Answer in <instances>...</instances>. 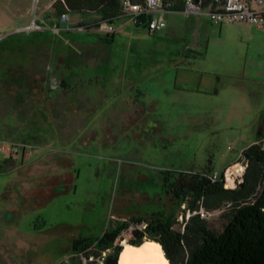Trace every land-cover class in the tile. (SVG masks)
Instances as JSON below:
<instances>
[{
	"label": "rangeland",
	"instance_id": "1",
	"mask_svg": "<svg viewBox=\"0 0 264 264\" xmlns=\"http://www.w3.org/2000/svg\"><path fill=\"white\" fill-rule=\"evenodd\" d=\"M44 1L0 0V130L12 119L7 131L24 138L29 160L38 161L27 190L17 185L19 172L0 174V264H63L74 238L96 239L117 219L157 211L183 229V207L162 188L164 170L211 165L220 174L233 160L232 171L246 169L243 150L255 143L264 149V26L168 13L169 24L173 16L192 17L195 27L151 34L121 19L110 44L107 32L82 27L98 22L91 12L69 14L77 28L33 46L28 41L40 32H21L15 21L32 20ZM165 63L178 68L153 85L150 76ZM69 172L66 191L46 189ZM223 213L204 217L215 232L227 222ZM134 225L116 244L134 239ZM90 251L92 260L72 263L114 257L113 249Z\"/></svg>",
	"mask_w": 264,
	"mask_h": 264
},
{
	"label": "trees",
	"instance_id": "2",
	"mask_svg": "<svg viewBox=\"0 0 264 264\" xmlns=\"http://www.w3.org/2000/svg\"><path fill=\"white\" fill-rule=\"evenodd\" d=\"M58 11L97 12L101 20L93 24H83L84 28H98L101 21L115 22L122 15L121 0H65ZM143 3L144 0H134ZM215 6L223 0H207ZM165 7L171 11H184L182 0H170ZM61 14V15H62ZM139 27L147 26L136 22ZM116 33H107L104 40L113 43ZM247 167L236 187L229 188L226 181V167L218 178L211 165L201 170L168 169L162 172V188L173 203L183 207V229L175 228L177 221L162 211L146 217L135 216L129 220L117 219L96 239L74 238L73 254L80 251L101 254L113 249L118 254L122 245L116 244L122 232L133 222L134 239L123 245L139 246L146 240L159 242L171 264H264V149L258 143L243 150ZM234 167V166H233ZM74 176L64 173L48 180L50 192L56 195L66 191ZM228 187V188H227ZM224 209L227 222L221 232H215L200 213ZM191 213V215H189ZM88 254V253H87Z\"/></svg>",
	"mask_w": 264,
	"mask_h": 264
},
{
	"label": "built area",
	"instance_id": "3",
	"mask_svg": "<svg viewBox=\"0 0 264 264\" xmlns=\"http://www.w3.org/2000/svg\"><path fill=\"white\" fill-rule=\"evenodd\" d=\"M35 1L38 5L41 0ZM56 1L58 0H53L50 6H52ZM59 1H62V3L67 8L65 0ZM168 1L170 0H144L143 3H140L134 0H121L122 15L128 17L135 23L141 22L145 24L151 33H155L166 28L167 26V21L164 17V13L168 11L165 7L166 2ZM182 1L185 3V10L183 12L188 15L208 16L215 24L237 22L264 26V0H223L221 4H218L216 6L213 3H208L207 0ZM61 18L62 20H67V14H62ZM43 28V25L38 22L36 9L32 21L29 24L21 27L19 30L29 33ZM53 29L57 31L59 29L58 24H55L53 26ZM97 29L103 30L107 33H114L116 31L114 24L105 20L101 21V25ZM5 37L6 34L0 33V42ZM28 145V143L24 142L13 143L9 146H7L6 143H0V146L3 150H9L11 153H17L18 149L22 148L28 154L30 152L27 151ZM244 170L238 172L235 177L233 176L234 183L235 181H240L242 179L243 172H245ZM219 175L220 174L218 173V171H215L213 174L214 178H218ZM195 213H200L204 218L207 217L211 212H208L204 208H202L200 209V211H196ZM189 215H191V213H189ZM74 257L78 258L84 263H87L88 261L92 260L91 258H93L91 257L89 259L86 251H80L79 253L69 256L65 260V262H63V264H72V258Z\"/></svg>",
	"mask_w": 264,
	"mask_h": 264
},
{
	"label": "crops",
	"instance_id": "4",
	"mask_svg": "<svg viewBox=\"0 0 264 264\" xmlns=\"http://www.w3.org/2000/svg\"><path fill=\"white\" fill-rule=\"evenodd\" d=\"M52 2H53V0H45L43 3V7H42L41 11L38 12V22L40 24H42L44 28L35 30V31L40 32V35L38 36L39 38L34 37L33 40L28 41V42H32V44H34L33 46L38 45V39H41L40 40V42H41V41H44L43 40L44 38L51 37L52 35L68 34L70 31L74 30L75 26H76V28L78 27L79 21H78V23L77 22L73 23L70 21L68 16H69V14H82V13H80V12L67 13L68 19L62 20V18H61L62 13L59 14V11H58V7L61 6V2L58 0L52 6H50ZM89 13H91V12H89ZM95 13H97V12H95ZM168 13H183L185 15H186V13L183 11H171V10H168L164 13V17L167 21V26H166V28L162 29V31L165 29L166 30L168 29L167 32L169 35H170V33H172V31L175 27L181 28L186 23H188V25L190 27H195L197 20L193 19L192 17L183 18L180 16H173L170 19V24H169L167 17H166V15ZM98 15H99V18H97V19H99L98 21H100L101 15L100 14H98ZM187 16H194V15H187ZM121 19L125 20L124 24H123L124 26L129 23L128 17L121 15L120 18L117 20L121 21ZM31 21L32 20L28 19L27 17H23L22 20H16L15 23H17V25H16L17 30H19L24 25L29 24ZM112 23L114 24V22H112ZM55 24H58V26H59V29L57 31H55L53 29V26ZM137 27L138 28H146V27H139V26H137ZM115 29H116V31L114 33L118 34L119 33V27L117 28L115 26ZM21 32H23V31H21ZM157 32H155V33H157ZM155 33H151V34H155ZM163 65H164L163 67H165V69H163L162 71L158 70L157 72H153L152 77L150 76V79H151L153 85L160 83V80H162L163 77L166 75L165 71L169 72L172 69L178 68V66L172 68L169 63H165ZM98 82H100V80H98ZM62 83H63V87L68 89V87L70 85L69 84L70 80L68 78L64 77V78H62ZM129 99H130V101H135L134 96H130ZM134 109H135L137 114H140V113H142V111H144V110H141L139 108L138 104H136L135 102H134ZM25 123H26V121H24V123L22 125H24ZM3 124L6 126L4 128V131L0 130V141L2 143H6V145L9 146V145H12L13 143L24 142V138L18 137L15 134H12V133L7 131V130H12L13 126H15V122L12 119H8L7 121H4ZM19 128H21V127L19 126ZM0 152H2V155H0V174L5 175L9 171L10 172L11 171L19 172V183H20V185L19 184H17V185L22 187L24 190H27V186L25 185V181L28 180L27 176L36 177L38 175V161L37 160H35V161L29 160L32 154L29 156V154H27L24 150L22 152L17 151V153H11L9 150H3L0 146ZM234 161L235 160L229 162L226 165V167L233 164ZM32 170L34 171L33 174H31ZM214 170L217 171L216 169H214ZM20 173L21 174L23 173L24 177L23 176L21 177ZM32 190H34V189H32ZM69 248H71V247H68V249Z\"/></svg>",
	"mask_w": 264,
	"mask_h": 264
},
{
	"label": "bare ground",
	"instance_id": "5",
	"mask_svg": "<svg viewBox=\"0 0 264 264\" xmlns=\"http://www.w3.org/2000/svg\"><path fill=\"white\" fill-rule=\"evenodd\" d=\"M233 168H235L236 172H240L245 169V165H241V170H237L236 166ZM235 171H232L231 168L227 171V186L229 188H233V174ZM119 264H171V262L166 257L164 249L159 242L146 240L139 246L130 244L123 245V249L120 253Z\"/></svg>",
	"mask_w": 264,
	"mask_h": 264
},
{
	"label": "water",
	"instance_id": "6",
	"mask_svg": "<svg viewBox=\"0 0 264 264\" xmlns=\"http://www.w3.org/2000/svg\"><path fill=\"white\" fill-rule=\"evenodd\" d=\"M122 249H123V244H122L120 252L117 255H115L114 257H110L108 259V261H107L108 264H119V258H120V253H121ZM72 264H76V263H72Z\"/></svg>",
	"mask_w": 264,
	"mask_h": 264
},
{
	"label": "flooded vegetation",
	"instance_id": "7",
	"mask_svg": "<svg viewBox=\"0 0 264 264\" xmlns=\"http://www.w3.org/2000/svg\"><path fill=\"white\" fill-rule=\"evenodd\" d=\"M116 254H114L113 256H115Z\"/></svg>",
	"mask_w": 264,
	"mask_h": 264
}]
</instances>
